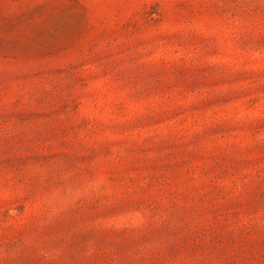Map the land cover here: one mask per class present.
Instances as JSON below:
<instances>
[{
	"label": "rangeland",
	"instance_id": "obj_1",
	"mask_svg": "<svg viewBox=\"0 0 264 264\" xmlns=\"http://www.w3.org/2000/svg\"><path fill=\"white\" fill-rule=\"evenodd\" d=\"M0 264H264V0H0Z\"/></svg>",
	"mask_w": 264,
	"mask_h": 264
}]
</instances>
